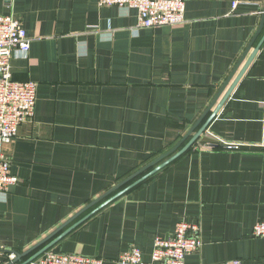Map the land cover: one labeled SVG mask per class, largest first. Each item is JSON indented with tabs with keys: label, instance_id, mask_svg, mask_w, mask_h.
<instances>
[{
	"label": "crops",
	"instance_id": "obj_1",
	"mask_svg": "<svg viewBox=\"0 0 264 264\" xmlns=\"http://www.w3.org/2000/svg\"><path fill=\"white\" fill-rule=\"evenodd\" d=\"M234 1L185 0L183 23L146 28L137 27L135 8L98 0H0V14L18 17L31 39L29 54L11 60L13 77L38 84L33 118L3 148L19 181L0 195V264L12 261L11 251L25 262L149 173L203 117L175 152L188 143L264 21V0ZM263 35L264 25L243 63ZM261 220L264 42L188 150L49 251L118 264L137 246L150 261L155 237L187 221L203 243L185 264H264V238L252 232Z\"/></svg>",
	"mask_w": 264,
	"mask_h": 264
},
{
	"label": "built area",
	"instance_id": "obj_2",
	"mask_svg": "<svg viewBox=\"0 0 264 264\" xmlns=\"http://www.w3.org/2000/svg\"><path fill=\"white\" fill-rule=\"evenodd\" d=\"M100 6L135 8L137 27L155 28L177 25L185 21V0H98ZM238 1H234L237 5ZM31 39L21 20L12 14H0V195H6L19 179L11 171V162L4 153L5 144L18 135L22 123L35 114L38 84L15 80L11 70L14 56L29 54ZM196 223L180 221L169 237L157 236L150 261H144L137 246L120 254L118 264H185L186 257L202 245ZM256 238H264V220L253 227ZM42 264H104V259L77 253L47 251L40 256ZM235 263H238L236 261Z\"/></svg>",
	"mask_w": 264,
	"mask_h": 264
},
{
	"label": "water",
	"instance_id": "obj_3",
	"mask_svg": "<svg viewBox=\"0 0 264 264\" xmlns=\"http://www.w3.org/2000/svg\"><path fill=\"white\" fill-rule=\"evenodd\" d=\"M264 25V21L261 24V27L259 28V30L257 31L256 35L254 36V38L252 39V41L250 42V44L248 45L246 51L244 52V54L242 55L241 59L239 60V62L237 63V65L235 66V68L233 69L232 73L230 74V76L227 78V80L225 81V83L221 86V88L219 89L217 95L215 96L214 100L212 101L210 108L212 106H214V104L218 101L219 97L221 96V94L223 93V91L225 90V88L228 86V84L232 81L233 77L235 76V78L233 79V81L231 82V85L228 87L224 97L219 101L215 111H213L212 115L206 120V122L199 128V130L193 135V137L188 141V143L186 145H184L179 151L175 152L178 148V146L180 144H182L194 131V129L202 122L203 117H200L193 125V127L187 132V134L181 139L180 143L178 144L177 147H174V149H172L171 151H168L163 157L170 155L165 161H163L162 163H160L157 167H155L153 170H151L149 173L145 174L144 176L140 177L139 179H137L136 181H134L133 183H131L130 185H128L127 187H125L123 190L119 191L118 193H116L115 195H113L112 197L108 198L106 201H104L103 203H101L100 205H98L96 208H94L91 212H89L86 216H84L81 220L78 221V223H76L75 225L70 226L69 228H67L63 233H61L59 235V237H57L54 241L48 243L47 245H45L44 247H42L37 253H35L32 257H30L28 260H26L25 262H21L19 264H29L30 262L36 260L37 258H39L40 256H42L44 253H46L47 251H49L54 244L63 236H65L66 234H68L73 228H75L78 224H80L82 221H84L85 219H87L89 216L93 215L95 212H97L99 209H101L102 207H104L106 204L110 203L111 201H113L114 199L120 197L121 195H123L125 192H127L128 190H130L131 188H133L134 186L138 185L139 183H141L142 181H144L146 178H148L150 175H152L153 173L157 172L158 170L162 169L165 165L169 164L170 162H172L173 160H175L177 157H179L182 153H184L186 150H188L192 144L195 143V141L199 138V136L206 130V128L208 127L210 121L215 117L216 113L219 111V109L222 107V105L224 104L225 100L228 98L229 94L232 92V90L234 89V87L236 86V84L238 83V81L241 79L242 75L244 74L245 70L247 69L248 65L251 63V61L253 60L254 56L256 55L257 51L260 49L261 45L264 42V35L262 36V38L260 39V41L258 42V44L254 47V49L251 51V54L249 55V57L247 58V60L244 62L245 58L247 57L249 51L251 48H253L257 38L260 36L261 30L263 28ZM243 64V65H242ZM242 65V67L240 68V66ZM240 68V70H239ZM239 70V71H238ZM237 73V74H236ZM175 152V153H174ZM173 153V154H172ZM131 178L126 179L125 181H123L122 183L116 185L114 188H112L108 193H106L105 195L101 196L98 199H95V201H93L91 204H89L88 206H86L83 210H81L79 213H77L72 219H70L71 221L78 216L80 213H82L84 210H86L87 208L91 207L93 204L101 201L104 197H106L107 195H109L111 192L117 190L118 188H120L122 185H124L126 182H128ZM67 221L66 223L62 224L60 227H58V229L56 231H54L53 233H51V235L47 236L45 239H43L41 242H39L37 245H35L34 247H32L31 249H29L27 252L32 251L34 248H37L38 246H40L41 244L45 243V241H47L48 239L51 238V236H53L55 233L59 232L61 229H63L69 222ZM11 254H14V258L12 259V261L8 262V264H18V261L21 259L22 257V253H19L17 251H11Z\"/></svg>",
	"mask_w": 264,
	"mask_h": 264
}]
</instances>
